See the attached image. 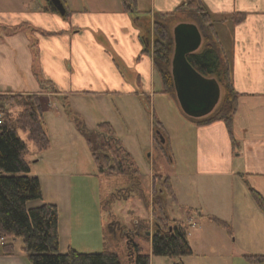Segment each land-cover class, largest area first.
I'll use <instances>...</instances> for the list:
<instances>
[{
    "label": "crops",
    "instance_id": "0c3cea01",
    "mask_svg": "<svg viewBox=\"0 0 264 264\" xmlns=\"http://www.w3.org/2000/svg\"><path fill=\"white\" fill-rule=\"evenodd\" d=\"M62 1L65 13L45 9L46 0H0V94H39L44 110V98L51 104L52 96L110 97L117 119L126 125L139 120L145 105H154L155 112L163 106L177 108V98L163 93L154 64L153 23L157 12H185V0H137L140 14L124 10L121 0ZM204 2L231 62L238 107L233 136L224 120L202 124L183 112L195 152L193 166L169 175L176 203L185 210L183 217L170 216L196 229L204 227V261L209 257V264H264L245 258L264 255V210L250 191L254 188L264 198V0ZM238 12L246 16L235 23L232 16ZM42 81L53 84L55 92L46 90ZM162 126L165 142L170 134L165 121ZM53 149L51 143L38 159H31L44 198L41 173L33 168L44 160L48 174L55 175L57 159L48 154ZM62 163L64 173L76 174L75 165ZM64 186L56 184L57 190ZM151 192L153 196V182ZM195 215L201 217L200 224ZM207 215L230 222L233 235ZM0 264L32 263L20 246L12 254L0 252Z\"/></svg>",
    "mask_w": 264,
    "mask_h": 264
},
{
    "label": "trees",
    "instance_id": "16d2710c",
    "mask_svg": "<svg viewBox=\"0 0 264 264\" xmlns=\"http://www.w3.org/2000/svg\"><path fill=\"white\" fill-rule=\"evenodd\" d=\"M121 1L124 10L140 14L137 10V0ZM46 2L45 9L58 10L51 0ZM183 6L195 12L209 32L203 49L189 53L188 60L203 75L215 77L222 88L221 99L213 112L195 119L202 124L224 120L233 136L232 126L238 107L239 93L234 88L231 62L225 56L219 42L215 20L204 0H185ZM172 15L174 12L155 14L153 55L155 67L162 79L163 93L176 96L172 74L175 40L167 22ZM245 16V13L238 12L232 16V19L238 23ZM46 82L51 84L48 81H42V83ZM51 85L55 90L54 85ZM8 100L19 105L20 109L15 112L7 108L4 101L8 102ZM0 113L3 114V120L0 123V252L14 253V242L20 238L23 241L22 250L32 264H124L116 250L84 252L70 246L65 253H62L58 205L48 201L39 205H29L33 200L44 199V191L40 177L32 173L33 152L28 141L35 146L36 154L42 153L51 145L40 95L25 93L5 96L2 94L0 95ZM159 124L158 132L154 134L156 139L158 135L163 134H161L162 122ZM19 130L26 133L28 141L20 135ZM79 130L86 137L99 173L130 174L136 180L129 188L120 191L119 196L127 198L139 189V168L133 155L116 137L111 122H100L93 130H89L81 122ZM160 140L162 141L161 137ZM152 179L154 191L160 187L173 201H177L169 175L154 173ZM250 191L256 203L264 210L263 196L254 188H250ZM191 210V208L188 209L189 212ZM152 216L155 222L154 231L151 233L149 228L141 231L142 235L148 233L151 236L152 253L144 251L143 247L133 240L131 232L125 234L129 241L130 255L133 258L132 264H151L152 254L175 257V264H184L182 258L193 254V248L188 239V224L170 216L161 195L153 201ZM207 217L230 236L233 235L234 230L230 222L215 215H207ZM135 223L138 229L144 224L148 226L149 222L137 220ZM136 228L134 231L139 233V229L136 231ZM245 258L250 262H264V255L247 254Z\"/></svg>",
    "mask_w": 264,
    "mask_h": 264
},
{
    "label": "rangeland",
    "instance_id": "374dc122",
    "mask_svg": "<svg viewBox=\"0 0 264 264\" xmlns=\"http://www.w3.org/2000/svg\"><path fill=\"white\" fill-rule=\"evenodd\" d=\"M181 21L195 23L200 28L203 41L199 50L203 49L207 41L206 36L209 35L206 25L195 12L187 9L185 12L174 13L167 19L173 35L175 27ZM227 37L230 43L232 29L229 30ZM43 85L46 90L55 92L51 84L46 82ZM50 100L51 104L44 98L46 126L54 147L48 154H51V158L57 159V165L54 169L55 175L48 174L44 160L34 165L33 172L41 173L46 197L33 200L29 205H39L44 201L58 205L62 253H65L70 246L84 252L116 250L124 264H132L133 258L130 255L129 241L125 233L131 232L133 240L140 244L144 251L149 252L151 236L148 233L142 235L141 231L149 228L152 233L155 229L152 205L158 195L162 196L172 217L179 218L185 215V210L166 195L162 188L155 189L154 198L151 190L154 173L175 176L183 166L187 164L193 166L195 141L194 134L189 130L191 125L184 119L186 113L181 109L179 102L177 108L175 105L163 106L156 112L154 105L151 104V108L150 105H145L139 120H132L130 125H126L123 118L117 119L116 104L110 97L67 99V97L52 96ZM4 103L12 111L16 112L20 109L12 100ZM107 120L113 125L115 123L116 137L133 155L139 168V189L127 198L118 194L133 185L136 180L130 174L99 173L86 137L79 130L81 122L89 130H93L98 123ZM162 121L167 123L170 137H166L165 142L160 140V135L158 139L152 140L151 133L158 132L159 122ZM19 132L28 141L26 133L23 130ZM63 137L67 140H63ZM28 143L33 152L31 158L35 161L39 153L36 154L32 142L28 141ZM68 161L69 166L75 165V175L63 172L62 162ZM52 163L54 164L53 160ZM59 182L65 186L57 190L56 184ZM137 220L149 222L148 226L144 224L143 227H138L139 233L134 231ZM200 220L201 217L195 215V223L200 224ZM196 228L194 225H188V239L193 254L185 257V264H209L207 262L209 257L204 261V227ZM138 229L136 228V231ZM22 245V239H17L15 247L18 249ZM175 260V257L152 254L151 264H175Z\"/></svg>",
    "mask_w": 264,
    "mask_h": 264
},
{
    "label": "water",
    "instance_id": "95a60500",
    "mask_svg": "<svg viewBox=\"0 0 264 264\" xmlns=\"http://www.w3.org/2000/svg\"><path fill=\"white\" fill-rule=\"evenodd\" d=\"M51 1L61 13H65L62 0ZM174 40L172 74L180 107L190 117L207 116L218 105L222 88L215 77L203 75L188 60L187 55L198 51L202 45L200 28L192 22H180L175 27ZM160 137L164 141V137Z\"/></svg>",
    "mask_w": 264,
    "mask_h": 264
},
{
    "label": "built area",
    "instance_id": "2783aa9c",
    "mask_svg": "<svg viewBox=\"0 0 264 264\" xmlns=\"http://www.w3.org/2000/svg\"><path fill=\"white\" fill-rule=\"evenodd\" d=\"M2 120H3V114L0 113V123H2Z\"/></svg>",
    "mask_w": 264,
    "mask_h": 264
}]
</instances>
